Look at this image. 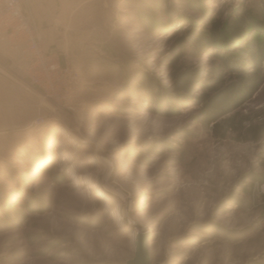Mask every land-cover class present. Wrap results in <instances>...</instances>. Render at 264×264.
<instances>
[{"label": "rangeland", "instance_id": "rangeland-1", "mask_svg": "<svg viewBox=\"0 0 264 264\" xmlns=\"http://www.w3.org/2000/svg\"><path fill=\"white\" fill-rule=\"evenodd\" d=\"M76 6L62 30L63 62L80 79L73 112L8 73L0 264H126L141 235L152 264H264V62L257 72L249 60L264 47V0H93L68 9ZM239 14L248 30L230 53L224 42H192ZM180 38L179 64L200 72L181 97L170 76ZM237 72L245 79L222 117L230 122L206 124L197 97L219 73L240 83Z\"/></svg>", "mask_w": 264, "mask_h": 264}, {"label": "built area", "instance_id": "built-area-1", "mask_svg": "<svg viewBox=\"0 0 264 264\" xmlns=\"http://www.w3.org/2000/svg\"><path fill=\"white\" fill-rule=\"evenodd\" d=\"M23 3L24 0H0V42L19 53L21 63L17 69L23 84L53 108L73 112L79 75L62 62L60 53L43 49L39 25Z\"/></svg>", "mask_w": 264, "mask_h": 264}, {"label": "trees", "instance_id": "trees-1", "mask_svg": "<svg viewBox=\"0 0 264 264\" xmlns=\"http://www.w3.org/2000/svg\"><path fill=\"white\" fill-rule=\"evenodd\" d=\"M246 18L247 15L245 16L244 14H239L237 18L231 19V21L226 26H222V24L220 25L217 23L212 24L208 28L203 30L204 32H202L201 34H196L193 38L191 37V40L194 44H204L211 46H216L217 44H220V42H224L223 50H225L226 53H230L235 46L234 44L231 45V42L242 36L244 33H246V30H248L247 28L249 22ZM186 41V38H180L175 42L172 50L174 56V64L170 75L172 78L171 91L174 92V94L180 95V97L181 95H190L192 93L194 85L200 78L199 71L191 69L190 67L186 69L184 66L179 64V60L182 57V47L186 43ZM249 60L252 69L256 70L257 72H262L261 67L262 63L264 62V47L262 46V48L256 51V53H252L250 51ZM231 61H224L225 67H234L232 69L240 71V65L237 62L232 63ZM236 66L239 67L236 68ZM221 70L218 69L217 71L221 72ZM237 73L240 74L239 72ZM244 75H239L238 79L240 83L234 82L232 85H227L223 79V75L219 73L217 78L211 80L212 86L210 88V93H203L202 95L197 97L196 101L200 105H202V107H204L206 111V124H213V126H217V122H219V120H222L223 123L227 124L230 122V120H225L222 117L230 114L236 108V106L232 104L234 98L237 96L238 92L243 86L242 83L245 79ZM144 79L146 82V86L143 87V91H145L147 95L152 96L154 82L146 76ZM237 86H240V88H238ZM243 89L246 90L249 94L255 91L254 87L249 85L243 87ZM249 131L253 135H256L255 133H257L255 129H250Z\"/></svg>", "mask_w": 264, "mask_h": 264}, {"label": "crops", "instance_id": "crops-1", "mask_svg": "<svg viewBox=\"0 0 264 264\" xmlns=\"http://www.w3.org/2000/svg\"><path fill=\"white\" fill-rule=\"evenodd\" d=\"M93 0H24L23 6L30 10L34 20L40 28L42 36V47L48 52H58L62 56L67 52L65 26L64 23L70 20L72 14L78 9L77 6L69 10V5H79L80 7ZM67 54V53H66ZM64 60V58H63ZM62 60V62H63ZM20 55L12 51L5 44L0 42V106H8L9 81L8 73L15 80L14 83L23 84L22 74L17 69L20 65ZM13 85V84H12ZM24 85V84H23Z\"/></svg>", "mask_w": 264, "mask_h": 264}, {"label": "water", "instance_id": "water-1", "mask_svg": "<svg viewBox=\"0 0 264 264\" xmlns=\"http://www.w3.org/2000/svg\"><path fill=\"white\" fill-rule=\"evenodd\" d=\"M147 247L148 243L144 242L143 236H139L135 240L133 259L127 261L126 264H152Z\"/></svg>", "mask_w": 264, "mask_h": 264}]
</instances>
